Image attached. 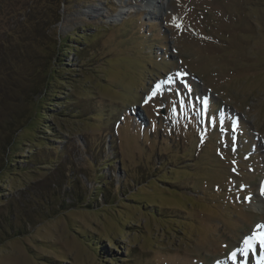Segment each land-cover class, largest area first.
Listing matches in <instances>:
<instances>
[{
	"label": "rangeland",
	"instance_id": "1",
	"mask_svg": "<svg viewBox=\"0 0 264 264\" xmlns=\"http://www.w3.org/2000/svg\"><path fill=\"white\" fill-rule=\"evenodd\" d=\"M37 1L78 52L44 128L51 60L19 44L40 10L13 29L26 0L0 6V264H258L264 0Z\"/></svg>",
	"mask_w": 264,
	"mask_h": 264
},
{
	"label": "trees",
	"instance_id": "2",
	"mask_svg": "<svg viewBox=\"0 0 264 264\" xmlns=\"http://www.w3.org/2000/svg\"><path fill=\"white\" fill-rule=\"evenodd\" d=\"M61 1L62 0H55L56 4H58V6L56 5L57 7H59V3ZM37 2H38L37 0H26V2L24 3V7L20 9L21 11L20 14L18 15L20 19L12 26V28L13 29L23 28L24 30H26V27L28 26L30 27V25L26 23L27 19L31 15H33L34 11L38 12L40 10L38 12L39 18L37 19V22L35 23L33 28H30L31 30L29 29L31 32L25 31L24 36L20 37L19 44L22 46L23 54L25 55L26 53H28L30 59L33 60V58L35 59L38 56V58H43V59L47 58L51 60V66L49 67V69L47 71L46 70L43 71V78L40 81L34 83V85L31 88V91L34 94V96H38L37 99L31 102L34 110L32 116L35 117V120L39 121V124L42 127L51 129L50 126L40 123V121L44 123V120L42 121L41 119H46V116L48 115L47 110L50 109L47 106H51L52 105L51 103L53 102V100L47 99V95L50 92V88H51V86H49V83L51 82V78L59 82H67L64 76L66 70H64L62 67L64 65L63 58L66 57V53L70 51V47L75 51V53L78 52L77 51L78 48H73L74 46L73 44L68 45L66 39H63L58 33H54V30L56 29L57 24L60 20L59 17L60 13L57 12L58 10H54V8H52L51 9L52 13H49L45 8L43 12L41 10L42 7L40 9L36 8ZM52 4L53 5L51 7H54L55 3ZM0 6H4L3 9L7 11H10L11 10L10 7H13L11 0H0ZM47 14L50 15L51 18H47ZM8 35L9 34H4V36L6 37H8ZM14 37L15 35L13 36V38ZM43 37L44 40L43 42H41V38ZM74 37H78L79 42L82 39L85 43L86 41L90 42L91 36L89 34H84L80 36L76 34L70 35L71 39H74ZM41 43L46 45H41ZM10 44L13 46V49L15 50L19 46V45L18 46L13 45L12 43ZM40 45H41V49L39 50ZM37 50L39 51L35 56V52ZM105 162L107 165H110L111 163H113V160L112 161L106 160ZM73 180H74V176L71 177V182ZM100 193H105V192L102 190L100 191ZM94 197L97 199L96 195Z\"/></svg>",
	"mask_w": 264,
	"mask_h": 264
},
{
	"label": "bare ground",
	"instance_id": "3",
	"mask_svg": "<svg viewBox=\"0 0 264 264\" xmlns=\"http://www.w3.org/2000/svg\"><path fill=\"white\" fill-rule=\"evenodd\" d=\"M142 2L143 5H140L141 7L145 6V8H148V11L150 14L152 15H159L161 14V10L163 9V0H136ZM138 5V4H137ZM135 10V8L132 6L128 7V8H124L122 9V11L120 12V15H126L129 12ZM264 187V179L262 181L261 187H260V195L264 196V194L261 193V188ZM261 208V207H260Z\"/></svg>",
	"mask_w": 264,
	"mask_h": 264
},
{
	"label": "snow or ice",
	"instance_id": "4",
	"mask_svg": "<svg viewBox=\"0 0 264 264\" xmlns=\"http://www.w3.org/2000/svg\"><path fill=\"white\" fill-rule=\"evenodd\" d=\"M261 193L264 194V187L261 188ZM250 199V197L248 198ZM258 228L260 227L259 225L257 226ZM260 240L262 244H264V233L259 234L258 236H250L245 240V249H250L253 247L255 242L257 240ZM233 258H235V253H233ZM258 264H264V257H261L260 260L258 261Z\"/></svg>",
	"mask_w": 264,
	"mask_h": 264
}]
</instances>
